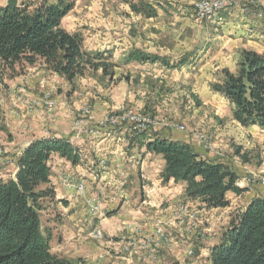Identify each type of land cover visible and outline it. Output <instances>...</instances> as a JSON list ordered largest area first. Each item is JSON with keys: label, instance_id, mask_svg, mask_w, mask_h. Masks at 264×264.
Listing matches in <instances>:
<instances>
[{"label": "crops", "instance_id": "obj_1", "mask_svg": "<svg viewBox=\"0 0 264 264\" xmlns=\"http://www.w3.org/2000/svg\"><path fill=\"white\" fill-rule=\"evenodd\" d=\"M41 1L56 3L58 0H19L18 6ZM7 2L8 0H0V8ZM148 2L157 10V16L143 19L140 24H126L127 28L124 31L119 11L123 10L126 14V17L123 16L125 20L126 18L134 20V13L124 5V2V4H117H120L121 9L116 11L107 4L111 3V0H75V8L63 20V26L71 33H81L88 50L102 53L118 63L116 77L125 74L126 80L130 81L126 84L132 85L134 80L175 84L195 78L197 96L203 97L209 93L214 98H220L227 109L225 116H232V106L229 101L214 94L208 83L213 80L214 74L219 69L235 71L241 50L249 49L264 54V14L251 8L244 12L242 8L236 7L221 12L214 19L205 21L198 27L193 14L196 0H148ZM139 18L141 17H136V19ZM138 25L142 26L139 28ZM137 49L168 56L172 60L186 56L188 62L180 69L170 70L159 62H139L135 60V57L131 59V53ZM41 70L42 68H32L29 74L38 76L43 73ZM22 80L23 77L13 80L5 79L4 84L9 92L11 90L19 92L17 84ZM96 88H94L97 92L96 98L99 101L102 96L100 90ZM25 90H27L26 96L32 98L40 95L42 91L38 80L32 81ZM77 95L81 96V94H75L74 97ZM6 101L9 100L6 99ZM81 103L82 101L79 100L75 102L76 109L81 107ZM13 106L11 102L2 101L4 113L7 118H11L18 132H15L12 138H8L11 141L8 144L9 148L0 149V166L7 165L5 172L11 168L7 177L4 175L5 172L0 170V180L7 181V179L15 178L18 170L17 157L37 138L54 136L69 139L82 153V163L77 166L58 157H54L51 161L53 170L51 181L56 189L59 202L57 210L61 214L62 222L57 224L59 229H55V235L60 231V239L54 243L53 250L74 262L84 264H149L141 259V255L132 256L125 250L130 239L126 226L128 224L142 226L145 233H151L156 224L168 221L171 214L169 211L177 205L178 201L180 202L184 192V186L181 184L173 181L163 183L161 172L164 161L161 157L151 155L146 148L148 139L153 136L146 133L148 139L145 141L140 136L135 137L131 134L125 125L117 128L100 126L97 133L75 136L71 134L70 129L43 128L41 117L34 116L26 120V123L14 119L15 117L12 118L9 115L10 111L16 113L12 111ZM98 107L108 109L110 105L95 103L97 114ZM22 109L25 110L23 103L18 105L20 112ZM59 113V118H64L63 112ZM232 122L246 136L248 143L264 141V130L258 126L243 128L233 120ZM28 125L34 128L31 134L22 132L23 127ZM155 132L166 139L193 145L206 160L220 161L228 165L227 159H218L204 152L194 138L187 134L169 129H160ZM234 159L238 162V167L234 170L241 173L242 168L246 167L242 165L239 158L235 156ZM262 160L264 161V154ZM103 161L105 163H102ZM70 174L74 177L73 182L83 181L86 184L85 196L77 195L74 183L69 185L64 183L66 176ZM91 197L98 198L104 214L98 216L88 214V201ZM227 197L231 205L226 209L210 211L197 207L200 214L212 215V222L209 225L213 224L214 228L222 225L219 218L214 220L213 216L216 213L223 212L220 216L223 218L225 212L235 210L234 207L239 202L241 206H239L240 209L237 208V211H243L254 198L264 199V187H253L243 196L228 194ZM57 225L50 223L52 227ZM97 228L104 232V238L101 241L91 236ZM200 228L203 229L202 226ZM224 231L221 230L213 247L219 243ZM171 235L173 237L170 238L171 246L161 251L159 264H187L190 260L186 259L185 263H181L184 256L180 254V249L183 248L187 239L182 238L178 231L172 232ZM211 249L212 247L208 249V252L203 249L198 254V257L205 258L204 262L208 264ZM201 263L199 260L197 263L194 261L188 264Z\"/></svg>", "mask_w": 264, "mask_h": 264}, {"label": "trees", "instance_id": "obj_2", "mask_svg": "<svg viewBox=\"0 0 264 264\" xmlns=\"http://www.w3.org/2000/svg\"><path fill=\"white\" fill-rule=\"evenodd\" d=\"M122 2L136 15L157 16L148 0ZM75 4V0H58L0 8V84L5 89V79L25 76L32 68L56 75L72 90L77 80L90 72L113 79L119 64L88 50L81 33H71L63 26ZM132 57L139 62H159L170 70L188 62L185 56L171 63L165 56L143 50H134ZM210 88L229 101L232 118L238 124L264 130V54L241 50L236 70L221 69ZM151 135L149 139L146 133L140 137L148 139L146 148L151 155L163 159V183L183 185L186 201L206 210L226 209L231 205L228 194L243 196L247 192L236 186L240 177L228 165L202 158L190 144L166 139L156 132ZM233 154L243 164L253 161L242 146H234ZM54 157L73 166L82 163L80 149L69 139L37 138L17 157L15 178L0 180V264H84L53 250L60 239V231L55 235V229L62 223L51 181ZM232 217L219 243L211 249L209 263L264 264V199L254 198Z\"/></svg>", "mask_w": 264, "mask_h": 264}, {"label": "rangeland", "instance_id": "obj_3", "mask_svg": "<svg viewBox=\"0 0 264 264\" xmlns=\"http://www.w3.org/2000/svg\"><path fill=\"white\" fill-rule=\"evenodd\" d=\"M121 1L122 0H111V3L107 4H110L109 6H111L112 9L119 11L121 9L119 5L124 4ZM198 1L199 0H196L194 4L193 14L196 24L199 27L203 25L205 21L214 19V17L221 12H217L216 14L211 13L209 20H200L196 15V5ZM118 3L120 4L117 5ZM240 4L247 10L251 8L264 14V0H240ZM113 5L116 6L113 7ZM124 5L129 9L128 5ZM228 10L230 9H223V11ZM119 12L121 14L120 19L124 25V31L127 28L126 24H140L143 19H151L144 15L133 14V21L127 18L125 20L123 16L126 14H124L123 10ZM138 16L141 18L136 19ZM141 26L142 25H138L137 27L140 28ZM165 57H167L171 63L179 60H172L168 56ZM220 70L221 69L216 71L213 80L208 83L209 88L210 84L215 81V76ZM41 71H43V73L38 76L33 73L22 76L23 80L17 84L19 92L17 90H11L9 92L4 86L0 87V149L9 148L8 144L11 143V141L8 138H12L14 133L18 132L16 131L18 128L14 127L15 125L13 121L10 120L11 118H7L4 113L2 101L5 103L11 102V104L14 105L12 111L16 113L10 111L9 114L10 117H15L14 119H19L26 123V120L32 119L34 116L41 117L43 128L48 129L47 127H55V129L58 128L59 130L66 128L68 130L70 129L71 134L75 136H88L91 135V133H97L99 131L98 128H117L121 125L127 126L131 134L141 136L143 133L137 134L135 131H131L134 124V116L139 120H150L151 124L149 125L148 131L145 133L151 134L156 130L169 129L171 131L187 134L191 138L193 137L194 141H196L204 152L218 159H227L228 166L234 172V169L238 167V162L234 159L233 147L242 146L244 150H247L253 157V161L250 164L242 163L246 168H242L243 170H241V173L238 171L240 178L237 180L236 186L241 189H247V191L256 186L264 187L260 182V179L264 178V161L262 160V155L264 154V141H251L248 143L247 141L249 140H247L246 136L233 124L232 116H225L227 109H225L223 100L217 97L214 98L213 95L209 93L203 95V97L197 96V93H195V78L175 84H162L158 81L154 82L148 80H134L132 85H128L130 81L126 80L125 74H120L118 77H116L115 74L112 80H108L107 78H103L100 73L90 72L84 78L77 80L75 89L72 90L69 84L56 75L49 74L44 69ZM116 71L118 72L117 68L115 69V73H117ZM35 80H38L39 87L42 90L40 95L33 98L26 96L25 93L27 90L25 89H28V86ZM126 82L129 83L126 84ZM95 87L100 90L99 92L102 96H100L101 98L99 101L97 100L98 98H96L97 92L94 89ZM48 93L51 94V99L54 101L52 102L55 104H45L44 97ZM75 94H81V96L77 95V97H74ZM6 99L9 101H6ZM33 100L36 103L30 108V105L27 104ZM78 100L82 101L81 109H76L75 107V102ZM97 102L109 104L110 107L108 109L98 107L97 114L95 109V103ZM21 103L24 104L25 110L22 109L20 112L18 110V105ZM60 111L63 112L64 118H59ZM233 121L236 122L235 120ZM18 124L20 125V122ZM23 128L22 132H26L27 134L33 133L34 128L32 126L28 125ZM22 134L24 135V133ZM41 138L52 139L55 137L48 136ZM195 151L199 153L196 149ZM102 163H105V161ZM6 168V164L0 166L1 171H4ZM10 169L11 168H9V171ZM9 171H4L5 177H7ZM243 179H247V185L243 183ZM73 183L76 185L77 195L85 196L87 190L86 184L83 181ZM80 183L85 185L83 194H81L80 189H78L80 186L78 184ZM181 198L180 202L178 201L177 205L169 211L171 214L168 221L156 224L151 233H145L142 226L132 224L126 226V232L129 233L130 238L129 242L132 241V243L136 245V249L137 245L142 246L138 253L137 250L135 252L131 247L127 246L125 250L129 255H141V259L145 262L149 264H159L161 251L171 246L170 238H173L171 234L172 232L178 231L182 238L187 239V242L183 244V248L180 249V254L182 257L184 256L181 263H185L187 260H190L187 264L194 261L197 263L200 260L202 262L201 264H208L204 262L205 258L198 257V254H200L203 249L208 252L209 248H213V244L217 236L221 233V230L226 231L230 226L233 218L232 216L238 212L237 208L240 209L239 206H241V202L234 207L235 210L228 211L227 213L225 212L223 218L220 217L223 212L220 211L216 213L213 216L214 220L219 218L222 225L214 228L213 224L209 225L212 222L211 214H200V211H198L199 205L186 201L183 194ZM88 203V211L91 207H94L95 212H98L94 214V212L91 211L88 212V214L92 216L104 214L98 198L91 197ZM243 205L245 206V203ZM206 224L209 226H205ZM201 226L203 229L200 228ZM97 231L102 233L101 238L95 235ZM91 236L101 241L104 238V232L102 229L97 228L92 232ZM152 239H158L159 244ZM167 239L168 241H166ZM151 249L155 250V256L159 258V260L154 261L153 259L149 260V258H147L148 251H150V254Z\"/></svg>", "mask_w": 264, "mask_h": 264}, {"label": "built area", "instance_id": "obj_4", "mask_svg": "<svg viewBox=\"0 0 264 264\" xmlns=\"http://www.w3.org/2000/svg\"><path fill=\"white\" fill-rule=\"evenodd\" d=\"M236 7H240L242 8L243 11H247V9L245 7H243L241 4H240V0H199L197 5H196V15H197V18L200 19V20H203V19H208L209 20V16L211 13H215V12H223V9H234ZM53 100L51 99V94L48 93L47 95H45L44 97V102L46 105H53L55 103L52 102ZM33 102V103H32ZM36 102L33 100L31 102H29L27 105H30V108L35 104ZM39 104V102H38ZM133 128L131 131H135L137 134H142V133H145L146 131H148V128H149V125L151 124L150 120L147 119V120H139L137 117H134L133 116ZM73 180H74V177L70 174V176H66V179L64 181V183L66 184H71L73 183ZM260 182L264 185V178L260 179ZM243 183H245V185H247V179H243ZM80 185L78 187V189H80L81 191V194L84 193V190H85V185L83 183H80L78 184ZM94 212V214L98 213V212H95V208L94 207H91L89 212ZM97 232H100V231H97ZM95 232V235L97 237H100L98 235V233ZM101 233V232H100ZM154 242H157L159 244V240L158 239H152ZM168 241V239L166 240ZM165 241V242H166ZM128 247H131L133 249V251L136 252L137 250V253L138 251L140 250V248H142V246H139L137 245V249H136V245L134 243L131 242H128ZM150 251H148V257L149 260H154V261H157L159 260V258H157L155 256V250L154 249H151V253L149 254Z\"/></svg>", "mask_w": 264, "mask_h": 264}, {"label": "water", "instance_id": "obj_5", "mask_svg": "<svg viewBox=\"0 0 264 264\" xmlns=\"http://www.w3.org/2000/svg\"><path fill=\"white\" fill-rule=\"evenodd\" d=\"M19 0H8V2L5 4V6H12V7H17L18 6Z\"/></svg>", "mask_w": 264, "mask_h": 264}, {"label": "bare ground", "instance_id": "obj_6", "mask_svg": "<svg viewBox=\"0 0 264 264\" xmlns=\"http://www.w3.org/2000/svg\"><path fill=\"white\" fill-rule=\"evenodd\" d=\"M216 13H217V12H215V13H212V14H216ZM97 233H98V235H100V236H101V234H102V233H100V232H97Z\"/></svg>", "mask_w": 264, "mask_h": 264}]
</instances>
